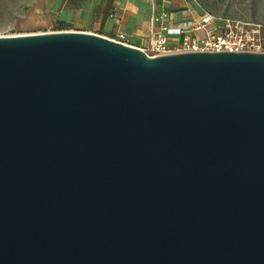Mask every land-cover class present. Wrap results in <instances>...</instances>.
<instances>
[{"label": "water", "instance_id": "obj_1", "mask_svg": "<svg viewBox=\"0 0 264 264\" xmlns=\"http://www.w3.org/2000/svg\"><path fill=\"white\" fill-rule=\"evenodd\" d=\"M0 264H264V53L0 37Z\"/></svg>", "mask_w": 264, "mask_h": 264}, {"label": "crops", "instance_id": "obj_2", "mask_svg": "<svg viewBox=\"0 0 264 264\" xmlns=\"http://www.w3.org/2000/svg\"><path fill=\"white\" fill-rule=\"evenodd\" d=\"M50 17L76 32L114 39L125 45L148 46L151 20L164 14L167 24L197 19L191 0H48Z\"/></svg>", "mask_w": 264, "mask_h": 264}, {"label": "built area", "instance_id": "obj_3", "mask_svg": "<svg viewBox=\"0 0 264 264\" xmlns=\"http://www.w3.org/2000/svg\"><path fill=\"white\" fill-rule=\"evenodd\" d=\"M119 33L113 41L122 43ZM151 57L173 53H264V22H251L201 13L197 19L167 24L164 14L151 20L148 46Z\"/></svg>", "mask_w": 264, "mask_h": 264}, {"label": "rangeland", "instance_id": "obj_4", "mask_svg": "<svg viewBox=\"0 0 264 264\" xmlns=\"http://www.w3.org/2000/svg\"><path fill=\"white\" fill-rule=\"evenodd\" d=\"M194 10L218 17L264 22V0H191ZM48 0H0V37L70 32L50 17Z\"/></svg>", "mask_w": 264, "mask_h": 264}]
</instances>
